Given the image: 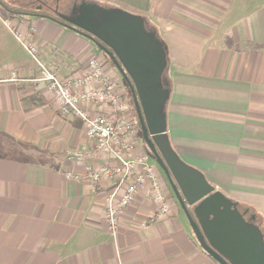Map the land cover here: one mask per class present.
Listing matches in <instances>:
<instances>
[{
    "label": "crops",
    "instance_id": "obj_1",
    "mask_svg": "<svg viewBox=\"0 0 264 264\" xmlns=\"http://www.w3.org/2000/svg\"><path fill=\"white\" fill-rule=\"evenodd\" d=\"M114 1L143 16L167 46L171 147L246 219L254 215L264 235V0ZM41 15L19 20L0 5V264H217L173 196L169 215L143 227L157 204L139 190L112 233L104 202L112 185L92 191L66 177L104 160L86 156L93 144L81 121L60 114L54 94L35 81L38 68L16 32L62 77L101 55Z\"/></svg>",
    "mask_w": 264,
    "mask_h": 264
},
{
    "label": "water",
    "instance_id": "obj_2",
    "mask_svg": "<svg viewBox=\"0 0 264 264\" xmlns=\"http://www.w3.org/2000/svg\"><path fill=\"white\" fill-rule=\"evenodd\" d=\"M58 16L65 20L63 26L108 55L127 82L142 140L201 249L217 264H264V235L255 216L246 219L236 202L171 147L166 132L168 50L157 31L141 15L96 1L84 3L70 17Z\"/></svg>",
    "mask_w": 264,
    "mask_h": 264
},
{
    "label": "built area",
    "instance_id": "obj_3",
    "mask_svg": "<svg viewBox=\"0 0 264 264\" xmlns=\"http://www.w3.org/2000/svg\"><path fill=\"white\" fill-rule=\"evenodd\" d=\"M16 36L38 67L35 81L54 94L60 114L81 121L85 136L93 144L86 156L96 155L104 160L97 167L85 165L84 176L68 171L66 177L76 182L85 180L92 191L103 182L112 185L104 198L109 230L116 232L123 209L135 200L139 190L157 204L142 222L143 227L167 217L170 205L159 173L145 147L140 148L136 119L128 117L129 103L119 91L117 80L105 71L102 58L93 56L80 71L62 77L39 58V49L33 41L20 32ZM72 157L79 161L85 155L76 151Z\"/></svg>",
    "mask_w": 264,
    "mask_h": 264
},
{
    "label": "rangeland",
    "instance_id": "obj_4",
    "mask_svg": "<svg viewBox=\"0 0 264 264\" xmlns=\"http://www.w3.org/2000/svg\"><path fill=\"white\" fill-rule=\"evenodd\" d=\"M16 1V3H14V2H10V4L12 5V6H15L16 8L17 7H20V8H24V9H26V10H29V11H32L30 8L31 7H25V2H27V1H31V0H15ZM49 1V3L50 4H53V1L54 0H48ZM94 1H96V2H98V3H100L101 5H107V6H116V7H120V8H123V9H127L125 6H123L122 4H120V3H117V2H115L114 0H94ZM36 4V3H35ZM65 7V1H63V0H60V2H59V8L60 9H63ZM3 9V8H2ZM129 11V10H128ZM44 12V11H43ZM131 12V11H130ZM8 13V12H7ZM50 15H52L51 14V12L49 13ZM94 51H97V48H96V50H94ZM103 54H104V52H103ZM105 55V54H104ZM104 55H101V58H102V60H103V66H104V68H105V71L106 72H108V73H110V74H112L113 75V77H114V79L115 80H117V82H118V85H119V91L123 94V96H125V98H126V102L127 103H129V108H130V110L128 111V117L129 118H131L132 120H135L136 118H135V116H134V110H132V108H134V103H133V98L130 96H128V88H129V90H130V87L128 86V84H126L127 82L126 81H122L121 80V78L120 77H123L122 75H121V73L118 71V69L115 67V65H114V63H113V61L111 60H109L107 57H105ZM31 57V56H30ZM125 80V79H124ZM128 86V88H127V86ZM131 105V106H130ZM132 107V108H131ZM139 129H140V127H139ZM139 131V138H140V140L142 139V136H141V131L140 130H138ZM142 141V140H141ZM145 149H146V147H145ZM147 150V149H146ZM150 161L152 162V164H154V166L157 168V169H159V167L157 166V164H156V162L153 160V159H150ZM160 170V169H159ZM163 192L165 193V196L166 195H170V197L171 196H173V198H175L174 197V194H173V192L171 191V189L169 188V187H166V188H164L163 189ZM176 200V199H175ZM172 202H174L173 200H172ZM168 203H169V201H168ZM179 205V204H178ZM180 218L182 219V220H184V222L185 223H187V225H188V227L190 228V230H192L191 229V227H190V224H189V222H188V220H187V217L185 216V214L183 213V212H180Z\"/></svg>",
    "mask_w": 264,
    "mask_h": 264
},
{
    "label": "flooded vegetation",
    "instance_id": "obj_5",
    "mask_svg": "<svg viewBox=\"0 0 264 264\" xmlns=\"http://www.w3.org/2000/svg\"><path fill=\"white\" fill-rule=\"evenodd\" d=\"M63 1H65V7L63 9L59 8L60 0H54L53 4H50L48 0H31V1H28L26 4L29 7H33L36 10V12H42L45 16L51 17L53 19H56L60 23H66L64 19H62V18H60L58 16V14H63L65 16H67V17H70L71 15H73V13L75 14L77 9L81 5H83L84 3L93 2V0H63ZM50 12H51L52 15L49 14ZM90 42H91L92 45L96 46L92 41H90ZM165 81L167 82L166 77H165ZM128 92L130 93L131 97L133 98V94L131 93V90L128 89ZM134 108H135V106H134ZM142 144H144L143 140H142Z\"/></svg>",
    "mask_w": 264,
    "mask_h": 264
},
{
    "label": "trees",
    "instance_id": "obj_6",
    "mask_svg": "<svg viewBox=\"0 0 264 264\" xmlns=\"http://www.w3.org/2000/svg\"><path fill=\"white\" fill-rule=\"evenodd\" d=\"M0 5H1V7L4 9V11L5 12H8V13H10L11 15H13L14 17H16L17 19H19V20H22V19H24V17L25 16H43V15H41L42 14V12H36V10L33 8V7H31L30 9L32 10V11H29V10H26V9H24V8H20V7H15V6H12L8 1H5V0H0ZM25 5V4H24ZM25 7H29V6H27V5H25ZM48 18H51V17H48ZM51 20H53V21H55V22H57V23H59V24H61L58 20H56V19H51ZM97 50H98V52H99V54L100 55H104L103 54V51L102 50H100L99 48H97ZM105 57H107L110 61L112 60L109 56H107L106 54L104 55ZM47 67L51 70V71H54V72H56V70H55V67L53 66V65H49V64H47ZM38 68V67H37ZM39 71V70H38ZM37 75H38V73H37ZM121 78V80L122 81H125L124 80V78L123 77H120ZM127 84V83H126ZM127 86V85H126ZM127 88H128V86H127ZM129 89V88H128ZM128 96L130 97L131 95H130V93L128 92ZM131 106V105H130ZM132 108V107H131ZM130 109V108H129ZM132 110H134V116H135V118H136V123H137V126L139 127V122H138V119H137V115H136V112H135V108H132ZM145 146V145H144ZM146 147V146H145ZM147 149V148H146ZM147 152L149 153V151H148V149H147ZM150 155V154H149ZM161 170V169H160ZM168 185V187H169V184H167ZM170 188V187H169ZM212 259V258H211ZM213 260V259H212ZM215 262V261H214ZM217 263V262H216Z\"/></svg>",
    "mask_w": 264,
    "mask_h": 264
}]
</instances>
